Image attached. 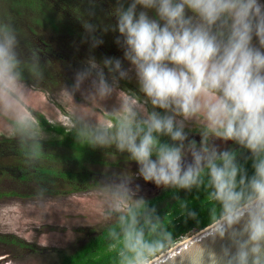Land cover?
Segmentation results:
<instances>
[{"label":"clouds","instance_id":"1","mask_svg":"<svg viewBox=\"0 0 264 264\" xmlns=\"http://www.w3.org/2000/svg\"><path fill=\"white\" fill-rule=\"evenodd\" d=\"M114 16L111 30L119 34L123 59L105 58L103 67L124 79L127 62L155 109L143 119L130 110L116 130V147L157 187L190 189L206 176L222 209L220 237L231 232L235 264H249L250 254L264 253V0H122ZM102 43L93 37V47ZM16 44L12 31L0 30L3 93L19 88ZM89 64L99 69L93 86L108 92L103 68L95 58ZM88 76L78 73L76 87ZM192 120L201 129L199 144L185 131ZM211 139L246 149L252 174L234 153L210 147ZM245 218L243 233L234 231ZM240 235L247 240L237 241ZM124 248L126 264H148L153 245L133 221L124 230Z\"/></svg>","mask_w":264,"mask_h":264},{"label":"trees","instance_id":"2","mask_svg":"<svg viewBox=\"0 0 264 264\" xmlns=\"http://www.w3.org/2000/svg\"><path fill=\"white\" fill-rule=\"evenodd\" d=\"M120 2L122 0H0V30L12 31L17 40L19 81L47 93L69 84V77L60 64L67 62L66 54L60 50L63 45L71 46L79 54L92 53L99 64L105 58H123V50L116 44L119 34L111 30L116 23L114 9ZM93 37L103 43L93 47ZM73 65L79 66L76 62ZM126 84L130 85L129 81ZM37 118L45 131L57 137L36 139L28 134L22 122L11 121L17 134L0 138V175L33 185L37 195L59 197L89 191L100 183L96 167L137 165L127 152L116 147L115 133L121 123L116 117H111L114 125L108 128H86L79 122L74 128H67L50 123L43 114H38ZM161 140L169 142L168 137ZM231 152L241 168H246L251 175L247 150L234 147ZM211 191L206 176L190 189L165 187L131 207L115 222L86 232L85 240L74 251L58 250L56 264H126L124 230L133 221L136 229L144 232L145 241L153 245L147 257L152 259L182 237L221 219L222 209L212 199ZM0 243L25 249L32 247L13 235L0 234Z\"/></svg>","mask_w":264,"mask_h":264},{"label":"rangeland","instance_id":"3","mask_svg":"<svg viewBox=\"0 0 264 264\" xmlns=\"http://www.w3.org/2000/svg\"><path fill=\"white\" fill-rule=\"evenodd\" d=\"M60 50L67 57V62L61 61L60 64L70 83L47 93L19 81V88L13 93L0 92V138L17 134L11 121L22 122L28 134L36 139L56 138L55 133L42 128L38 114H43L52 124L67 128H74L76 122L86 128H108L114 125L111 117L122 122L132 110L137 119H143L155 110L140 91L135 71L127 62L124 68L128 70V76L124 79H120L118 74L114 79L98 63L110 85V90L101 94L93 86L99 69H92L89 64L92 53L83 51L79 54L65 45ZM74 62L79 66H74ZM82 72H88L89 76L77 88V74ZM185 131L190 140L201 136L195 120L186 122ZM209 141L214 148L227 145L219 140ZM96 169L100 174L99 186L59 197L37 195L33 185L22 184L9 175H0V234L13 235L32 245L25 249L0 243V258H3L0 264H56L59 261L58 250L65 253L74 251L85 240L86 232L115 222L131 207L159 192V187L140 177L137 165ZM195 233L182 237L179 242Z\"/></svg>","mask_w":264,"mask_h":264},{"label":"water","instance_id":"4","mask_svg":"<svg viewBox=\"0 0 264 264\" xmlns=\"http://www.w3.org/2000/svg\"><path fill=\"white\" fill-rule=\"evenodd\" d=\"M164 188V186H161ZM246 218L234 227V231L243 233ZM221 219L203 230L197 231L191 237L176 243L173 247L156 256L148 264H235L237 242L231 232L223 238ZM247 240L246 235L237 237V241ZM250 251V249H249ZM3 258H0L2 261ZM264 264V253L251 255L249 264Z\"/></svg>","mask_w":264,"mask_h":264},{"label":"flooded vegetation","instance_id":"5","mask_svg":"<svg viewBox=\"0 0 264 264\" xmlns=\"http://www.w3.org/2000/svg\"><path fill=\"white\" fill-rule=\"evenodd\" d=\"M192 140H193V139H192ZM194 141H196V142L199 144V142L201 141V136L196 137V140H194ZM209 142H210V141H209ZM211 145H212V142L209 143V146H210V147H212ZM234 147H240V146H239V145H236V144H234V143L228 142L227 145H225L224 147H223V146H218V147L215 148V149H216L217 151H219V152H223V151H229V152H231L232 149H233ZM138 182H139V181L137 180L136 183H138ZM155 189H157V188H155ZM158 190H159V191L162 190V189H161V186L159 187Z\"/></svg>","mask_w":264,"mask_h":264}]
</instances>
